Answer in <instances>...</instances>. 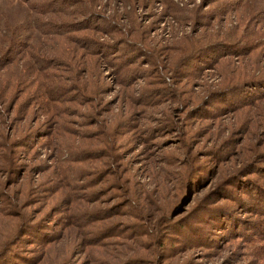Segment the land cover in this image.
<instances>
[{"label":"rangeland","instance_id":"obj_1","mask_svg":"<svg viewBox=\"0 0 264 264\" xmlns=\"http://www.w3.org/2000/svg\"><path fill=\"white\" fill-rule=\"evenodd\" d=\"M206 1L0 0V264H264V0Z\"/></svg>","mask_w":264,"mask_h":264},{"label":"trees","instance_id":"obj_2","mask_svg":"<svg viewBox=\"0 0 264 264\" xmlns=\"http://www.w3.org/2000/svg\"><path fill=\"white\" fill-rule=\"evenodd\" d=\"M209 2H212L211 0H208L206 1V3H209ZM36 14H38V11H35L34 14L32 15H28L27 14V18L29 17H33L35 16ZM31 22L33 23L34 25V28H37L38 27V17H34L31 19ZM30 23V21H29ZM18 35V34H17ZM18 37V36H17ZM19 38V37H18ZM13 47H19V48H23V43H22V38H19V39H15L13 38L12 36H10V38H7L6 37V43L3 45V47L0 49L1 51H7L8 49H10L11 51L13 50ZM229 45H228V49H229ZM3 55V54H2ZM9 62V60H8ZM8 62H5L4 63V60L3 59H0V74H1V68L4 66V64H8Z\"/></svg>","mask_w":264,"mask_h":264}]
</instances>
